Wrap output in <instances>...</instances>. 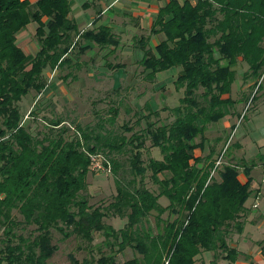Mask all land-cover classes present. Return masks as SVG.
<instances>
[{
	"label": "trees",
	"instance_id": "1",
	"mask_svg": "<svg viewBox=\"0 0 264 264\" xmlns=\"http://www.w3.org/2000/svg\"><path fill=\"white\" fill-rule=\"evenodd\" d=\"M69 11L68 0H0V264H49L56 250L51 230L62 240L73 236L87 243L100 233L108 246L111 239L118 252L133 253L122 263L109 256L96 264H205L198 257L203 252L213 253L207 264H216L217 253L233 261L237 252L226 241L230 231L240 232L248 211L253 161L264 177V153L241 165L246 180L240 183L238 166H215L212 149L194 156L195 150L203 151L202 142L194 140L233 116L236 102L223 96L230 92L236 64L246 67L243 83L264 88V0H168L158 7L149 34L136 42L142 52L136 63L148 82L157 72L179 68L175 87L182 96L166 108L171 121H160L157 111L145 106V115L133 114L139 115L133 125L143 121L136 131L126 123L114 133L100 120L90 127L73 121L63 126L58 119L32 133L18 103L30 92H43V71L71 65L90 45L114 49L118 43L103 25L77 31ZM29 23L36 26L32 56L15 44ZM151 35L163 37L153 53L147 48ZM107 112L112 125L116 109ZM147 149H156L160 159L145 162ZM92 155L100 157L115 188L102 207L89 205L84 195L87 175L97 173L90 167ZM164 212L174 218L162 220ZM107 217L124 219V225L115 231L103 223ZM24 228H30L26 237L16 234ZM69 263L86 261L77 263L69 255Z\"/></svg>",
	"mask_w": 264,
	"mask_h": 264
},
{
	"label": "rangeland",
	"instance_id": "2",
	"mask_svg": "<svg viewBox=\"0 0 264 264\" xmlns=\"http://www.w3.org/2000/svg\"><path fill=\"white\" fill-rule=\"evenodd\" d=\"M32 1V0H31ZM111 0H68L69 18L73 20L77 31L82 32L100 25H93L96 11L99 8L108 7ZM168 0H161L159 7L165 5ZM146 3L154 7L152 0H140L134 3L139 10ZM85 5V7H84ZM158 9V7L155 6ZM156 9V11H157ZM108 11V10H107ZM156 11H151L138 18L137 25L127 16L118 15L112 17L110 11L106 12L100 22L109 19L103 24L109 27L117 46L99 49L90 45L77 59H72V64L50 71L45 69L43 77L45 89L40 95L33 92L21 98L18 110L24 122L28 121L32 133L41 132L44 123L50 120H62L63 126L71 125L73 121L81 126L93 127L99 120L103 121L104 130L121 133L119 129L123 123L132 127L133 131L143 127L140 124L133 125L139 115H133L135 111L146 114L143 107L148 106L152 111H157L160 121H171V115L166 108L175 107L182 96V90L176 89L175 79L179 68H169L155 73L152 82H148L141 68L136 62L142 57V52L135 48L139 38L149 34V30ZM140 20V21H139ZM46 19H42L45 22ZM34 23H29L19 32L15 44L25 54L34 55L37 51L34 39ZM73 42H77L76 36H72ZM163 39L162 35H151L147 41V48L153 53L154 46ZM81 44V43H80ZM76 46L71 52L76 53ZM76 57V55H75ZM119 64V69H109L106 65ZM234 79L230 86V92L223 98L229 97L236 102L233 116L218 121L207 127L203 137L196 138L195 143L202 142L203 151L195 150L194 156L213 151L212 158L219 159L221 164H234L238 166V178L242 182L246 180L241 174V165H249L259 154L264 153V88L252 87L251 83H243L242 73L246 67L242 63L234 67ZM264 78L261 84H263ZM116 109L117 115L112 125L106 122L110 116L108 108ZM164 108V110H161ZM154 119L151 118V121ZM128 136L129 133H122ZM148 146L145 142L144 146ZM147 158L160 159L156 149L146 150L143 154L144 161ZM146 162V161H145ZM255 167L250 171L251 194L245 202L249 208L241 220V230L236 233L229 232L226 244L234 248L236 253L233 261L222 258L224 253H217L216 264H264V177L258 161H253ZM128 178V177H127ZM87 188L84 195L89 205L104 206L111 201L115 194L112 176L106 171L89 173L86 177ZM144 185L151 189L152 185L144 179ZM159 204L165 206L167 201L159 199ZM21 220L19 216H14ZM160 218L171 221L174 216L164 212ZM242 218V217H241ZM105 225L113 230L122 228L124 219L107 217L103 219ZM149 226L153 229V220L150 218ZM30 228L15 231L22 237H26ZM1 238V230H0ZM100 233L92 234V241L87 243L76 237L70 236L62 240L60 234L51 230V244L56 247L53 255L48 259L49 264H70L69 255L81 263L96 264L100 258L113 257L117 263L130 259L133 253L129 249L118 252L111 239L107 240ZM205 264L213 259V253L203 252L200 256Z\"/></svg>",
	"mask_w": 264,
	"mask_h": 264
},
{
	"label": "crops",
	"instance_id": "3",
	"mask_svg": "<svg viewBox=\"0 0 264 264\" xmlns=\"http://www.w3.org/2000/svg\"><path fill=\"white\" fill-rule=\"evenodd\" d=\"M139 2H140V0H111L110 1V4L108 5V7L111 6L110 9L109 8L106 9L107 7L99 8L96 11V15H95L96 17L94 19H97L96 23H99L100 25L106 24V23H108V21H109L110 18L104 19L102 21V23L100 22V19L104 17V15L106 14V12L110 11L112 13V17H114V16H117L118 17V15L120 16L122 14L124 16L130 17L134 21L135 25H137V22H138L137 19L139 17L141 18L142 16H145L144 14H146L149 11H151V13L155 12L156 9H157V8H155V6L156 7H159L158 4L161 2V0H159V1L152 0V2L155 5L154 7H152L151 4L146 3L145 6L142 8V10H139V9L136 10V8L134 7V5H132V4L139 3ZM103 26H105V25H103ZM238 180H239V178H238ZM239 182L240 183H244L245 180H243L242 182L239 180ZM248 210H249V208H248Z\"/></svg>",
	"mask_w": 264,
	"mask_h": 264
},
{
	"label": "built area",
	"instance_id": "4",
	"mask_svg": "<svg viewBox=\"0 0 264 264\" xmlns=\"http://www.w3.org/2000/svg\"><path fill=\"white\" fill-rule=\"evenodd\" d=\"M156 1H159V0H156ZM185 1H188L192 4H194L197 1H210V0H185ZM89 162H90V167L93 171H96V172L106 171V172H108L107 170L104 169L103 165L101 164V160H100L99 156H93V155L89 156ZM218 165H219V159L215 163V166H218Z\"/></svg>",
	"mask_w": 264,
	"mask_h": 264
}]
</instances>
